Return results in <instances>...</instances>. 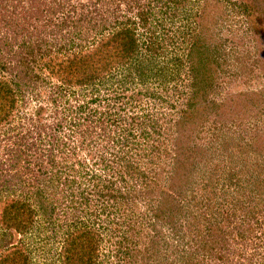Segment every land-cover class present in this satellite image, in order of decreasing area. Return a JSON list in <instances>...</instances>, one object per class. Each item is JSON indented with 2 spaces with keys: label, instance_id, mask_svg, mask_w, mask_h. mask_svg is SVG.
I'll return each mask as SVG.
<instances>
[{
  "label": "rangeland",
  "instance_id": "1",
  "mask_svg": "<svg viewBox=\"0 0 264 264\" xmlns=\"http://www.w3.org/2000/svg\"><path fill=\"white\" fill-rule=\"evenodd\" d=\"M0 68V264H264V0H0Z\"/></svg>",
  "mask_w": 264,
  "mask_h": 264
},
{
  "label": "trees",
  "instance_id": "2",
  "mask_svg": "<svg viewBox=\"0 0 264 264\" xmlns=\"http://www.w3.org/2000/svg\"><path fill=\"white\" fill-rule=\"evenodd\" d=\"M114 37H115V36H114ZM117 37H119V36H117ZM114 40H115V39H114ZM119 42H120V41H119ZM115 43H116V41H115ZM110 44H111V43H110ZM132 44H133L132 41H129V45L131 46ZM130 46H129V48H128L129 50H130ZM131 48H132V46H131ZM125 56H126V55H124V57H121L120 59H129L128 56H126V57H125ZM0 70H3V69L0 68Z\"/></svg>",
  "mask_w": 264,
  "mask_h": 264
}]
</instances>
